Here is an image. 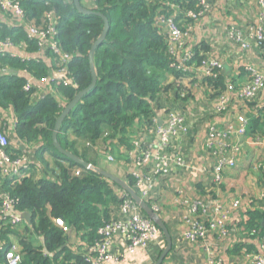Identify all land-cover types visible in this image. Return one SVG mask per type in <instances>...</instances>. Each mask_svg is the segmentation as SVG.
Segmentation results:
<instances>
[{"label":"trees","instance_id":"obj_1","mask_svg":"<svg viewBox=\"0 0 264 264\" xmlns=\"http://www.w3.org/2000/svg\"><path fill=\"white\" fill-rule=\"evenodd\" d=\"M14 1L25 12L26 20L36 27H46L48 13L55 15V37L62 50L72 57L69 69L78 84L77 89L65 87L61 83L56 85L59 93L69 102L92 83L89 54L104 31L105 22L102 16L108 19L106 39L94 53L96 86L78 102L60 127L58 141L64 150L93 164L88 159L89 150L94 151L92 147L99 145L103 138L124 134L138 121L152 129L157 111L184 112L183 106L188 102L189 94L179 82L183 75L170 68L168 44L164 34L155 28L154 20L159 12L174 16L173 13L177 10L175 15L177 21H182L181 26L191 25L193 22L186 17L185 12H197L199 0H96L95 7L87 8L96 13L92 15L80 13L74 0ZM81 3L84 4V0ZM14 32L17 34L18 44L23 40L27 41L30 47H35L39 52L36 46L39 39H29L27 32L25 36H20L17 31L1 33L2 38L11 36ZM44 50L46 52L47 47ZM201 50L200 46L193 48V64L196 66L204 59ZM0 63L15 72L0 77V106L13 107L17 135L26 143H38L41 158L45 153L53 152L60 160L57 167L55 166L57 176L53 180L35 181L34 168L31 165L22 178L6 182L2 193H10L19 202L17 210L31 215L32 223L27 226L28 230L43 239L44 252L55 254L62 250L66 253V264H91L84 253H68L66 234L53 220L60 219L79 230L89 229L92 237H87L93 240L96 238V229L104 220L110 219L108 211L104 214L100 212V206H119L121 203L120 196L114 195L108 182L121 187L111 180L107 182L96 171L76 164L55 148L53 130L69 102L61 106L55 97L46 96L34 103L23 90L26 81L33 79V76H48L42 59L23 58L20 54L5 51L0 53ZM165 70L174 75L175 82L168 85L159 82L157 73ZM203 82L211 91H217V94L225 90L227 84L222 71L217 77L207 78ZM172 93L178 102L168 109ZM9 151L14 153L11 148ZM16 156L21 155L16 154L14 157ZM64 163L69 168H65ZM75 167L83 169L85 174L82 177L72 175L71 170ZM125 182L139 193L134 177L129 175ZM102 215H105L104 218ZM247 215V228H259L257 219L260 216L257 212L248 211ZM9 233H16V230H0V240L7 241ZM20 239L22 253L28 254L37 264L49 263L42 251L34 249L22 236Z\"/></svg>","mask_w":264,"mask_h":264},{"label":"crops","instance_id":"obj_2","mask_svg":"<svg viewBox=\"0 0 264 264\" xmlns=\"http://www.w3.org/2000/svg\"><path fill=\"white\" fill-rule=\"evenodd\" d=\"M211 3L213 5L212 14L196 25L188 44L191 48L200 46L203 57L212 56L223 62L222 72L225 82L244 83L247 81L246 69L248 66L256 65L264 69V46L260 48L254 45L250 50L242 51L237 44L229 39L227 33L232 25L247 28L257 24L260 5L257 0H211ZM83 6L85 8L91 7L86 0H84ZM30 24H32L30 21L23 20L14 13H3L0 6V33L7 34L11 31H17L20 36H25ZM21 43L26 45L6 48V51L11 54H20L23 58L25 56L42 59L46 74L52 75V62L48 51L38 49V52L35 47V50L33 46L30 47L27 41L23 40ZM2 68H6V70L2 72ZM9 72L14 71L9 66H3L0 63V77ZM168 78L171 82L176 81L173 74L168 75ZM198 78V75H194L179 80L189 94L188 102L184 104L183 111L191 126V133L180 148L188 168L187 170H175L171 177L172 180L156 182V195L161 206L160 217L167 224L173 241L172 250L162 264H209L211 256L221 258L224 264H250V256L260 252V241L264 238V148L253 142L254 137L264 133V93L248 104L246 110L238 105H232L228 115L218 116L214 110L218 92L211 91L206 83L200 82ZM35 85L39 84L35 82ZM44 87L46 86L43 85V89ZM60 94L57 91L54 96L63 106L69 100ZM13 112L11 105L6 108L0 106V130L10 136V148L14 154H20L33 166L35 181L53 180L57 176L53 167L60 160L53 152H47L41 158L38 153V143H26L19 138L15 126L16 116ZM165 113L164 110L157 111L158 118L163 121ZM242 113H245L250 120L249 132L242 139L234 137L232 140L233 144H237L239 141L242 143L237 156V165L234 169L226 171L224 184L218 187L214 183L212 172L216 160L210 156L207 150L208 129L210 126L222 129L225 124L231 123L237 126V116ZM146 131V127L138 121L124 134L103 138L99 145L92 147L94 151L89 150L88 159L93 162L91 165L115 176L118 175V178L125 181L136 170L131 159L136 152L133 143L136 141L143 142L145 137L148 140H154L152 134ZM109 155H113L116 161H110ZM107 163L115 165L117 173L107 171L104 168L108 167L106 166ZM64 165L65 168H69L68 164L64 163ZM75 169L78 167L71 170L72 175ZM105 179L107 182L110 181ZM108 187L116 196L125 192L119 187L116 191L110 182H108ZM246 195L250 197V201L245 202ZM206 196H210V198L212 196L215 200H223L227 203L237 199L242 200V207L234 211L230 217L231 235L228 239L219 242L208 239L204 243L186 244L182 241L184 228L182 221L185 208L179 206L178 199L181 197L194 199ZM116 208L112 204L106 207L100 206V212L104 214L108 211L109 220L116 219L120 214L118 212L119 207L117 213ZM248 211H255L260 216L257 219L259 228H250L249 226L247 228ZM103 216L105 215H102V218H104ZM53 221L66 234L68 253L74 255L84 253L92 237L89 233L92 231L89 229L87 231H84L85 229L79 230L60 219ZM27 226L30 225L26 223L24 227L16 230V233H9L7 242L20 244V236H22L34 249L42 251L43 256L49 259L47 264H66L64 259L66 253L62 250L55 254L44 252L43 239L30 232ZM63 226H67L68 231L65 232ZM85 233H87L86 236ZM87 236L90 238L88 239ZM165 247L166 239L158 246H151L148 251L138 250L135 255L126 256V260L120 264H155ZM206 247L211 248L212 253H207ZM121 249L124 250L123 247ZM23 254L24 264H37L31 260L28 254ZM0 264H6L4 255H0ZM38 264L43 263L39 262Z\"/></svg>","mask_w":264,"mask_h":264},{"label":"built area","instance_id":"obj_3","mask_svg":"<svg viewBox=\"0 0 264 264\" xmlns=\"http://www.w3.org/2000/svg\"><path fill=\"white\" fill-rule=\"evenodd\" d=\"M92 8L96 0H86ZM260 5L258 23L247 28L230 26L228 37L237 44L242 51H248L252 46L264 45V0H257ZM1 10L5 14L14 13L16 16L26 20L25 12L14 0H0ZM197 12L187 11L186 17L193 24L182 27V21H177L175 13L165 14L159 12L154 20V26L164 34L171 56L170 68L175 69L183 75V78L198 75L200 82L207 78H214L223 71V62L212 56H204L201 64H193L195 54L193 48L188 44L190 37L197 24L212 14L213 6L210 0H199ZM55 15H46V27L39 28L30 24L27 28L29 39L38 38L37 47L46 49L52 62V75L35 77L29 79L23 86L24 92L29 94L31 102L37 103L46 96L56 95L57 84L77 89L70 69L71 56L66 54L56 40ZM17 34L12 33L4 39L0 33V53L6 48L20 47L25 43L18 44ZM2 68L1 71H5ZM247 81L236 83L229 81L225 90L221 91L215 102V113L218 116L228 115L232 105L247 109V105L255 101L264 93V69L250 65L246 69ZM36 78V79H35ZM39 85H35V82ZM43 85L44 87L43 89ZM48 85V87H47ZM61 95V94H60ZM162 125L155 119L152 130L146 128V132L152 134L154 140L143 138V142L133 143L136 152L132 159L136 170L130 174L134 177L137 193L145 201L157 216H161V206L156 195V182L159 180H172L174 171L187 170L188 165L185 157L180 151L182 143L191 133V126L186 115L178 110H170ZM17 125V121H15ZM250 120L246 114L237 116V126L225 124L221 129L210 126L207 133V150L216 163L213 167L214 183L220 187L224 184L226 171L234 169L237 165V156L242 147L239 141L233 144L234 137L242 139L248 135ZM253 142L264 148V133L253 138ZM10 136L0 130V193L6 182L20 179L30 168V163L23 156H16L10 151ZM110 161H114L108 157ZM73 175L82 177L83 169H75ZM14 184V183H13ZM119 217L104 222L96 229V238L88 242L85 248V256L91 264H120L126 260V256L135 255L138 250L148 251L151 246H158L165 237L155 221L150 219L139 207V205L124 192L120 194ZM245 202L250 201L248 195ZM18 200L8 192L2 193L0 201V230H18L25 226V221L16 216ZM179 206L185 208L183 217L182 241L186 244L204 243L208 239L219 242L228 239L231 235L230 217L234 211L242 207V200L237 199L230 203L223 200H215L206 197L189 199L181 197L178 199ZM161 218V217H160ZM63 230L68 231L67 226ZM254 233L256 231L254 230ZM125 250L122 251V248ZM207 253H212L211 248L206 247ZM0 253L4 254L6 264H24L22 247L18 242H7L0 240ZM250 264H264V238L260 241V252L250 256ZM209 264H224L221 258L211 256Z\"/></svg>","mask_w":264,"mask_h":264},{"label":"water","instance_id":"obj_4","mask_svg":"<svg viewBox=\"0 0 264 264\" xmlns=\"http://www.w3.org/2000/svg\"><path fill=\"white\" fill-rule=\"evenodd\" d=\"M75 6L77 7L78 11L82 14L85 15H92V14H96L94 11L87 9L83 6V4L81 3V0H74ZM105 22V27H104V31L102 33V35L100 36V38L94 43L91 52L89 54V63H90V68L92 71V83L90 84V86L84 90H82L81 92H79L68 104L67 106L63 109V111L61 112L59 118L56 121L55 124V128L53 130V135H52V140H53V144L55 146V148L58 150V152L60 154L65 155L67 158L73 160L76 164L81 165L83 168L87 169V170H94L97 173L101 174L103 177L111 180L112 182L116 183L118 186H120L125 192H127L131 198L139 205V207L142 209V211L153 221H155V223L157 224V226L160 228V230L162 231V233L164 234V237L166 239V248L163 250V252L161 253L159 259L157 260V262L155 264H162L164 262V260L166 259L167 255L171 252L172 250V246H173V241H172V237L171 234L169 232V229L167 227V225L165 224L164 220L162 218H160L159 216H157L153 210L150 208V206L143 201L140 196L137 194V192H135L132 188H130L127 183L123 180H121L120 178H118L117 176L110 174L100 168H96L93 167L90 163L86 162L85 160L74 156L73 154L69 153L68 151L64 150L60 145H59V141H58V134L60 131V127L63 123V121L65 120V118L69 115V113L76 107V105L78 104L79 101H81V99L87 95L89 92H91L94 87L96 86L97 83V76L94 70V53L96 48L101 45L107 36L108 30H109V22L108 19L104 16H102ZM163 121L161 119H159V124L162 125ZM16 216L20 219H23L27 224H31L32 223V218L31 215L27 212H19L18 214H16Z\"/></svg>","mask_w":264,"mask_h":264},{"label":"rangeland","instance_id":"obj_5","mask_svg":"<svg viewBox=\"0 0 264 264\" xmlns=\"http://www.w3.org/2000/svg\"><path fill=\"white\" fill-rule=\"evenodd\" d=\"M37 45H38V43H37ZM37 45H36V46H37ZM170 74H172V73H171V72H168V71H166V70L157 73V76H158L159 82H160L161 84H164V85H168V84L173 83V82H171V81L169 80V78H168V75H170ZM174 82H175V81H174ZM174 97H175V96H174V94L172 93V95L170 96V100H169L171 104L168 103V106H167L168 109H169V108H173V104H175V103L178 102V100H175ZM182 113H183L184 115H186L184 112H182ZM165 116H166V114H165ZM156 119L159 120L158 116H157ZM111 156H112V158L114 159L113 162H115V161H116V158H115L113 155H109L108 157H111ZM107 164H108V163H107ZM107 164H106V166H108V167H104V168H106L107 171H113V172H116V169H115V167H114L115 165H112V164H108V165H107ZM53 169L56 170V167L54 166ZM118 171H119V170H118ZM116 173H117V172H116ZM117 176H118V175H117ZM114 188H115L116 191H118V189H117L118 187H115V186H114ZM119 190H120V189H119ZM115 207H117V208H116V213H117V209H118L119 206H115ZM118 212H119V211H118ZM116 213H115V214H116ZM117 215H118V214H117ZM116 217H117V216H116ZM116 217H114V218H116ZM165 248H166V247H165ZM162 252H163V251H162Z\"/></svg>","mask_w":264,"mask_h":264}]
</instances>
